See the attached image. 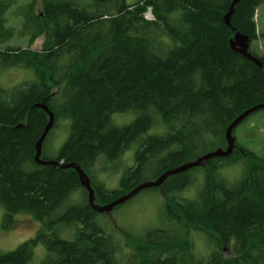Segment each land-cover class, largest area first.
<instances>
[{
	"label": "trees",
	"instance_id": "obj_1",
	"mask_svg": "<svg viewBox=\"0 0 264 264\" xmlns=\"http://www.w3.org/2000/svg\"><path fill=\"white\" fill-rule=\"evenodd\" d=\"M17 3L0 0V45L17 36L30 45L44 41L40 50L0 49V70L22 67L34 75L12 89L0 87V206L4 227L19 213L31 214L40 227L0 254V264H30L39 245L48 252L40 264H264V159L238 141L239 126L231 156L139 194L161 193L167 225L140 236L117 227L123 246L100 223V214L109 213L92 209L78 173L62 168L78 164L91 179L96 203L106 205L168 170L226 149L232 122L264 104V21L260 26L256 19L264 0H240L231 27L225 17L233 0H31L17 8L21 30L7 27L6 13ZM236 32L249 38V52L262 68L232 49ZM40 103L55 115L42 159L57 165L34 161L49 121L35 107ZM259 112L264 109L242 123ZM116 115L134 119L120 126ZM68 121L59 154L46 157L53 131ZM134 144V164L128 165L125 155ZM101 156L110 172H122L114 189L96 180ZM236 162L244 169L229 184L221 171ZM196 185L194 198L183 196ZM79 191L84 201L73 203ZM63 228L72 231L71 239L61 237ZM193 231L214 246L207 258L195 255Z\"/></svg>",
	"mask_w": 264,
	"mask_h": 264
},
{
	"label": "rangeland",
	"instance_id": "obj_2",
	"mask_svg": "<svg viewBox=\"0 0 264 264\" xmlns=\"http://www.w3.org/2000/svg\"><path fill=\"white\" fill-rule=\"evenodd\" d=\"M31 0H18L17 5L11 7L6 13L8 20L7 27H15L18 30L22 29L23 17L16 15L17 8L28 4ZM138 0H127L128 4H134ZM148 20H153L151 12L146 14ZM256 19L259 25L264 21V4L258 11ZM262 22V23H261ZM43 36L33 44H29L28 37L17 36L7 43L1 44L0 49L8 47H21L33 50H40L43 45ZM34 75L28 69L22 67H12L0 70V87L4 89H12L23 82L31 81ZM120 126H124L133 121L134 116H115ZM70 121L65 122L59 129L53 131L47 146L44 149L45 156L55 158L65 141L69 136ZM238 141L245 147L253 150L259 157L264 159V112H259L240 124L236 130ZM137 145L134 144L129 152L125 155V163L128 165L134 164V155ZM108 160L101 156L98 158L95 167V177L99 182H104L110 189H114L119 185L121 173H112L108 170ZM114 169V168H113ZM244 165L242 162L232 163L222 169L221 174L229 184L237 182L243 172ZM150 177H152L150 175ZM149 177V178H150ZM153 178V177H152ZM151 178V179H152ZM201 182V180L199 181ZM199 185V184H198ZM198 185L187 190L183 196L186 198H194L197 192ZM84 201L83 192L79 191L74 195L73 203H82ZM163 198L160 192H147L138 195L136 198L124 204L115 212L109 214H100V223L106 226L107 233L113 234L114 238L123 246L125 244L123 236L116 228L124 229L134 236H140L145 231L152 228L166 227L167 221L163 213ZM4 209L0 206V254H6L14 251L22 243L33 238L40 227V223L29 213H19L14 216V224L9 227L3 225ZM71 230L65 228L61 231V237L71 239ZM193 240L195 242V255L199 258H207L215 249L209 242L207 235L193 231ZM234 241L229 245L232 248ZM34 258L30 264H40L47 257V250L44 246L39 245L33 248Z\"/></svg>",
	"mask_w": 264,
	"mask_h": 264
},
{
	"label": "water",
	"instance_id": "obj_3",
	"mask_svg": "<svg viewBox=\"0 0 264 264\" xmlns=\"http://www.w3.org/2000/svg\"><path fill=\"white\" fill-rule=\"evenodd\" d=\"M240 2V0H233V3L230 7V11L225 17V22L226 24L231 27V17L234 12L235 7L237 4ZM249 45H250V40L248 37L242 35L239 32H236L234 39L231 41V47L234 51L237 53L241 54L245 58L251 60L254 62L258 67L262 68V63L258 58L253 56L249 52ZM36 108H40L43 111H45L48 116H49V121L45 127V130L39 139V141L36 144V154L34 157V161L36 164L39 165H57L59 164L55 160H44L42 159V153H43V145L44 142L49 134V132L53 129L55 125V115L54 113L48 108V106L44 103L36 104ZM264 109V104L257 105L243 114H241L238 118H236L232 124L229 126L226 132V140L228 147L226 149H218L216 151H212L210 153L205 154L204 156L198 158L197 160L193 162H189L186 164H183L177 168L168 170L164 174H162L158 179L154 181H148L140 184L133 190H131L129 193L123 195L122 197L118 198L117 200L106 204V205H98L96 203V197H95V190L92 186L91 179L90 177L83 171V169L76 163L65 165L62 168L63 169H74L79 176L80 183L82 187L86 189L88 192V201L90 206L92 207L93 210H95L98 213H111L116 207L124 205L125 203L133 200L136 198L141 192L148 190V189H154V188H159L161 187L165 181L171 177L175 176L178 174H182L184 172H187L193 168L197 167H204L208 163L209 160L214 159V158H226L229 157L233 154L235 150V138L233 136V131L236 129L246 118L254 114L255 112ZM24 125L18 126V128H23Z\"/></svg>",
	"mask_w": 264,
	"mask_h": 264
},
{
	"label": "bare ground",
	"instance_id": "obj_4",
	"mask_svg": "<svg viewBox=\"0 0 264 264\" xmlns=\"http://www.w3.org/2000/svg\"><path fill=\"white\" fill-rule=\"evenodd\" d=\"M151 16L153 17V14H152V12H151ZM49 119V118H48Z\"/></svg>",
	"mask_w": 264,
	"mask_h": 264
}]
</instances>
